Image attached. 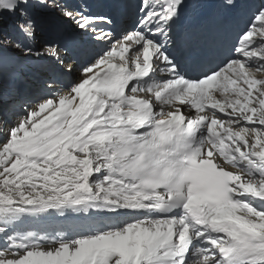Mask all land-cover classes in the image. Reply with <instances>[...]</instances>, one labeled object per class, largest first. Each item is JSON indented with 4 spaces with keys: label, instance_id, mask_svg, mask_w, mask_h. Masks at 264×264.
<instances>
[{
    "label": "snow or ice",
    "instance_id": "1",
    "mask_svg": "<svg viewBox=\"0 0 264 264\" xmlns=\"http://www.w3.org/2000/svg\"><path fill=\"white\" fill-rule=\"evenodd\" d=\"M202 6L0 0L17 17L0 57L75 74L30 100L0 92V264H264V2L219 0L247 19L191 63L176 29ZM69 217L95 222L40 223Z\"/></svg>",
    "mask_w": 264,
    "mask_h": 264
},
{
    "label": "rangeland",
    "instance_id": "2",
    "mask_svg": "<svg viewBox=\"0 0 264 264\" xmlns=\"http://www.w3.org/2000/svg\"><path fill=\"white\" fill-rule=\"evenodd\" d=\"M37 8L38 10L40 11H44V12H48L50 10H47V9H42L40 8L38 5H37ZM42 9V10H41ZM38 14H41V13H38L36 10L33 11V15H35V17L38 15ZM41 15H44L46 16L47 19L49 18H54L56 20H61L62 21V18H61V14L60 12H53V11H50L48 13H44V14H41ZM12 25L14 23H16L17 19H15V17L12 18ZM39 25V24H38ZM11 58V59H10ZM8 59V60H6ZM21 59L17 60V59H14L11 54H9L8 56L6 57H2L0 59V67L2 66H11L13 65V67H15V69H19V68H22L23 66L21 65ZM15 63H18V64H15ZM27 72L30 74V75H33V71L31 70H27ZM0 73H3L2 71H0ZM41 79L42 81H48L47 79H44L43 77L45 76V74H39V73H36ZM56 86V85H55ZM58 87V86H56ZM25 91H28V89H26ZM14 96H17L20 100H29L30 98H33L34 96L30 95L28 96L27 94L24 93V90L22 91H17L15 93ZM0 123H4L5 124V118H0Z\"/></svg>",
    "mask_w": 264,
    "mask_h": 264
},
{
    "label": "bare ground",
    "instance_id": "3",
    "mask_svg": "<svg viewBox=\"0 0 264 264\" xmlns=\"http://www.w3.org/2000/svg\"><path fill=\"white\" fill-rule=\"evenodd\" d=\"M111 2V0H102V3H104L105 5L106 4H108V3H110ZM101 3V0L99 1V4ZM106 10H108V8H105ZM102 10H103V8H102ZM110 11H113L112 9H110ZM11 59V58H10ZM50 68V69H49ZM48 70H50V72L52 71V68L51 67H48ZM9 125H4V126H2V128L0 129V131H2V129H5V130H7V127H8Z\"/></svg>",
    "mask_w": 264,
    "mask_h": 264
}]
</instances>
